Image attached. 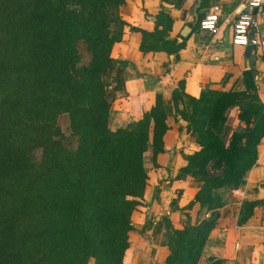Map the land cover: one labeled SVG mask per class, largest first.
Wrapping results in <instances>:
<instances>
[{"label": "trees", "instance_id": "16d2710c", "mask_svg": "<svg viewBox=\"0 0 264 264\" xmlns=\"http://www.w3.org/2000/svg\"><path fill=\"white\" fill-rule=\"evenodd\" d=\"M180 7L184 0H162ZM202 0L198 9L207 7ZM125 0H0V264H122L133 229L131 214L142 205L147 173L143 153L163 151L170 112L160 93L148 111L111 130L108 117L121 71L111 50L126 22ZM153 29L141 34L139 51H163L175 61L184 42L170 36L173 19L161 9L145 14ZM199 28V22L195 29ZM90 60L81 65L78 44ZM122 67L125 62H119ZM117 73L111 77L112 71ZM256 69L243 72V90L172 91L171 107L196 138L198 150L185 154L178 178L196 179L199 189L178 226L163 217V264H198L222 205L219 189L245 183L264 136V101ZM115 81L107 90L110 80ZM238 123L227 130L230 109ZM67 115L74 150L63 144L58 117ZM35 150L41 151L38 162ZM245 200L238 225L260 205ZM210 264H223L212 259Z\"/></svg>", "mask_w": 264, "mask_h": 264}, {"label": "crops", "instance_id": "0c3cea01", "mask_svg": "<svg viewBox=\"0 0 264 264\" xmlns=\"http://www.w3.org/2000/svg\"><path fill=\"white\" fill-rule=\"evenodd\" d=\"M207 7L218 13V31L212 34L195 29L193 6L195 0H184L174 7L162 0H125L119 8L120 17L126 22L122 38L111 50V57L120 72L119 88L114 91L108 117V127L115 130L139 118L148 111L156 93H160L167 116V130L163 136V151L143 153V166L147 180L142 205L131 214L133 229L128 232L129 247L124 252L122 264H163L169 250L162 245L163 217L167 216L178 226L185 223V216L172 203L177 198L178 207L185 206L199 189L200 183L187 175L178 178L179 168L186 164L184 155L198 150L196 138L186 130L187 122L171 107V95L179 81H184V92L198 97L202 90H243V72L256 69L255 80L260 99L264 101V52L254 51V61L246 58L244 47L233 46L232 21L242 8L243 0H207ZM164 9L173 19L171 37H180L184 26L191 31L183 38L184 47L173 54L163 51H139L141 34L130 26L153 29V22L145 14L154 16ZM255 15L264 19L261 10ZM119 62H125L120 66ZM115 70L111 77L116 76ZM237 107L230 109L227 124L238 123ZM255 164L246 173L245 183L235 190L219 189L222 205L215 226L211 230L200 255L198 264H210L220 259L223 264H264V136L258 145ZM245 200H259L251 217L238 225L239 210ZM87 264H95L90 258Z\"/></svg>", "mask_w": 264, "mask_h": 264}, {"label": "built area", "instance_id": "2783aa9c", "mask_svg": "<svg viewBox=\"0 0 264 264\" xmlns=\"http://www.w3.org/2000/svg\"><path fill=\"white\" fill-rule=\"evenodd\" d=\"M264 0H243L242 8L236 12L232 21V45L239 47L252 46L258 53L264 52V19H258L253 10L262 9ZM264 15V9L261 10ZM218 13L207 10L198 21L199 29L212 34L218 31ZM115 81L110 80L107 90H112Z\"/></svg>", "mask_w": 264, "mask_h": 264}, {"label": "rangeland", "instance_id": "374dc122", "mask_svg": "<svg viewBox=\"0 0 264 264\" xmlns=\"http://www.w3.org/2000/svg\"><path fill=\"white\" fill-rule=\"evenodd\" d=\"M78 48L80 53L82 54V60H81V65H86L89 60H90V52L86 49V45L83 42H79ZM57 124L61 128V130L64 133V138H63V144L70 148L71 150H74L77 145V138L70 135V129H69V121L68 117L65 114H62L58 117ZM235 127V123H229L227 124V130H231ZM41 157V151L40 150H35L33 154V159L35 162H38Z\"/></svg>", "mask_w": 264, "mask_h": 264}, {"label": "water", "instance_id": "95a60500", "mask_svg": "<svg viewBox=\"0 0 264 264\" xmlns=\"http://www.w3.org/2000/svg\"><path fill=\"white\" fill-rule=\"evenodd\" d=\"M202 5V0H195L194 6H193V16H194V22L193 24H196L198 22L199 19V15H198V9L201 7ZM253 13H256V9L253 10ZM191 31V27L190 26H184L183 29L180 32V37L177 38V42H182L183 38H186L187 35L189 34V32ZM254 52V48L252 46H246L244 49V54L246 56V58L251 59L252 61H254L255 59V55L253 54ZM215 216V211H211L209 214V219H212Z\"/></svg>", "mask_w": 264, "mask_h": 264}]
</instances>
